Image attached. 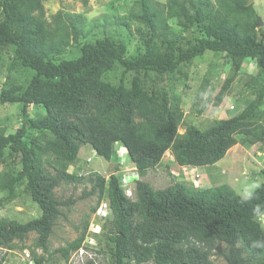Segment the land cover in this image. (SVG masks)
<instances>
[{
  "label": "trees",
  "instance_id": "1",
  "mask_svg": "<svg viewBox=\"0 0 264 264\" xmlns=\"http://www.w3.org/2000/svg\"><path fill=\"white\" fill-rule=\"evenodd\" d=\"M82 2L87 5L89 0ZM136 4L131 18L141 25L142 48L130 56L125 42L108 35L81 42L99 28L96 22L85 25V19L74 20L63 11L48 22L44 0H0V77L7 70L0 83V104L20 105L23 116L14 132L0 127V194H8L0 205L12 201L22 188L41 211L26 223L0 218V248L13 250L15 241L24 242L35 233L36 246L48 251L63 215L61 207L74 203L59 199L55 190L62 183L83 182L84 177L69 171L83 146H91L106 161L123 147L145 177L161 167L168 151L180 167L200 168L220 164L240 143L238 136L251 144L264 143V124L255 122L264 118L259 110L264 85L257 98L232 117L206 129L189 125L183 134L179 132L185 126L182 96L168 86L147 85L150 74L159 81L186 76L183 68L209 51L224 53L232 73L205 107L222 104L244 62L256 61L264 75V40L258 39L262 29L254 3L137 0ZM172 19L184 32L198 29L202 35H179L170 26ZM71 46L79 55L59 59ZM119 69L121 77L110 81L108 75ZM23 71L33 74L24 81L12 77ZM32 106L39 111L30 117ZM121 179L116 173L108 179L95 174L89 179L92 190L85 193L110 204L113 222L106 245L113 264H215L216 254L227 264H264V223L259 219L264 215V183L243 198L228 183L196 188L178 182L157 190L138 180L132 201ZM89 224L86 221L77 239L55 250L65 264H74L73 256L82 249L95 255L82 264H101L96 256L104 249L95 252L86 244ZM33 255L36 264L46 261Z\"/></svg>",
  "mask_w": 264,
  "mask_h": 264
},
{
  "label": "rangeland",
  "instance_id": "2",
  "mask_svg": "<svg viewBox=\"0 0 264 264\" xmlns=\"http://www.w3.org/2000/svg\"><path fill=\"white\" fill-rule=\"evenodd\" d=\"M136 1L89 0L88 4L84 5L82 0H44V6L48 22L52 21L51 17L59 11H63L66 15L73 17L74 20L80 17L85 19V25L96 22L99 28L96 29L93 35L90 34L85 39L81 38V42L108 35L125 42L131 56L142 48L139 35L141 25L131 18V13L137 10ZM156 1L166 3L167 0ZM252 2L258 17L263 23L258 29H262L261 31L264 32V0H252ZM169 23L171 28L179 35L189 37H192L193 34L202 35L198 29L184 32L176 19L170 20ZM261 31L258 34V39L262 40L263 38L264 40ZM64 54L59 59H75L79 52L76 46H71L67 48ZM243 66L228 95L218 107L212 105L205 107L204 104L214 99L223 82L232 73L231 61L224 53L209 51L205 55L196 58L191 65L183 68L186 76L185 74H178L177 78L159 81L155 74H150L147 85L168 86L170 89L173 88L175 93L182 96L185 126L180 127L179 132L183 134L189 125L195 124L201 129H206L217 120L228 119L236 111L246 108L257 98V93L264 85V75L261 73L256 61L249 60V63L244 62ZM6 71L0 77L1 84L6 80ZM20 73H13L12 77L24 81L33 74L32 71ZM121 74L122 69H119L116 74L111 73L108 76L110 81L116 83ZM178 77L182 81H176L175 79H178ZM232 106L235 107V110L231 109ZM259 110L264 114V101ZM38 111V108L32 106L29 116H35ZM22 117L20 105L0 104V127L6 128L8 132H14L22 125ZM255 122L264 124V118L255 120ZM237 138L240 143L228 151L226 158L220 164L212 167L181 168L175 161L172 152L168 151L161 167L148 172L145 177L139 175V180L149 182L157 190L168 188L178 182H184L196 188H207L208 184L215 186L228 183L238 195L243 198L249 197L257 187L264 183V143L251 144L244 142L245 136H238ZM116 155L112 161H106L98 156L91 146H83L78 161L69 168L70 173L84 177L83 182L62 183L55 190L59 199L63 201L73 200L74 203L69 207H61L63 215L55 224L48 251L36 246L37 235L32 233L24 242L15 241L13 250L8 251L0 248V261L5 256L2 264H36L33 253L38 257L44 256L46 258L43 264H65L60 254L55 255V250L57 251L60 247H64L77 239L88 220L90 224L86 244L90 245L95 252L104 249L103 254H97L96 256L98 262L113 264L114 261L111 260L112 257H110L106 245V234L110 232L111 223L113 222V216L107 209L108 201L105 198L99 202L97 194L85 196V193L92 190L93 184L89 179L95 178V174L105 176L108 179L115 173L125 178L124 188L129 186L130 190L136 191L134 177L137 173L134 164L129 160L125 149L120 146L117 147ZM166 165L169 166L164 168ZM2 168L0 163V171ZM47 168L53 170L49 166ZM196 174L201 176L200 181L196 180ZM7 195V193H1L0 199ZM102 209H105L107 214L104 218L100 217ZM40 215L41 211L38 205L33 202L28 193L22 191V188L12 201L5 202L3 206L0 205V218L2 219L26 223ZM220 247L223 249L225 246L221 244ZM73 259L74 264H82L77 254L73 256ZM212 259L215 264H227L217 254Z\"/></svg>",
  "mask_w": 264,
  "mask_h": 264
},
{
  "label": "clouds",
  "instance_id": "3",
  "mask_svg": "<svg viewBox=\"0 0 264 264\" xmlns=\"http://www.w3.org/2000/svg\"><path fill=\"white\" fill-rule=\"evenodd\" d=\"M251 3H252V0H251ZM250 3V4H251ZM257 18H258V16H257ZM233 107V106H232ZM231 107V109H234V107L232 108ZM122 149H125V148H123L122 147ZM125 151H126V149H125ZM126 153H127V151H126ZM181 168H195V167H181ZM196 168H198V167H196ZM135 171H136V173H137V175L134 177V181H135V183L139 180V173H138V171H137V168L135 167ZM190 177H191V175H189ZM122 177V187H123V182L125 181V178L123 177V176H121ZM195 178H196V180L198 181H200V179H201V176L199 175V174H196V176H195ZM191 179H192V177H191ZM193 180V179H192ZM195 181V180H194ZM209 185V184H208ZM124 188V187H123ZM125 189V191H126V195L128 196V198H130L132 201H135L136 200V191L134 192V190H130L129 189V186L128 187H125L124 188ZM108 212L110 211V213L112 214V212H111V209H110V204H109V202H108ZM106 214V210L105 209H102V211H101V215H100V217L101 218H104V217H106L107 216V214ZM108 215H109V213H108ZM261 221H263V223H264V215H261L260 216V218H259ZM79 257H80V260L82 261V263H85L86 262V260H87V258H91L92 256H94V253H92V252H89V251H86L85 249H82L80 252H79V254H77Z\"/></svg>",
  "mask_w": 264,
  "mask_h": 264
},
{
  "label": "water",
  "instance_id": "4",
  "mask_svg": "<svg viewBox=\"0 0 264 264\" xmlns=\"http://www.w3.org/2000/svg\"><path fill=\"white\" fill-rule=\"evenodd\" d=\"M249 3H251V0H249ZM257 23H258V27H261L262 26V22H261V19L258 17L257 18Z\"/></svg>",
  "mask_w": 264,
  "mask_h": 264
},
{
  "label": "crops",
  "instance_id": "5",
  "mask_svg": "<svg viewBox=\"0 0 264 264\" xmlns=\"http://www.w3.org/2000/svg\"><path fill=\"white\" fill-rule=\"evenodd\" d=\"M226 158V157H225ZM264 174V173H263ZM207 184V183H206Z\"/></svg>",
  "mask_w": 264,
  "mask_h": 264
},
{
  "label": "built area",
  "instance_id": "6",
  "mask_svg": "<svg viewBox=\"0 0 264 264\" xmlns=\"http://www.w3.org/2000/svg\"><path fill=\"white\" fill-rule=\"evenodd\" d=\"M233 108V107H232Z\"/></svg>",
  "mask_w": 264,
  "mask_h": 264
}]
</instances>
